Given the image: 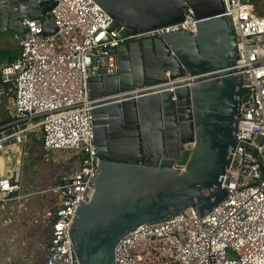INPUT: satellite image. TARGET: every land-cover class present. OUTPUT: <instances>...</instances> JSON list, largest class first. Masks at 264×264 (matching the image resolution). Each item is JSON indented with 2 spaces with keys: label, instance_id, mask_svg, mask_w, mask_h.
Segmentation results:
<instances>
[{
  "label": "built area",
  "instance_id": "1",
  "mask_svg": "<svg viewBox=\"0 0 264 264\" xmlns=\"http://www.w3.org/2000/svg\"><path fill=\"white\" fill-rule=\"evenodd\" d=\"M52 1L46 13L56 30L44 34L41 19H21L25 30L17 34V56L0 60V85L9 92V120L0 125V150L22 145L37 130L45 151L61 152L58 162L72 161L61 183L51 188L56 203L41 264H79L70 227L78 206L93 193L101 162L93 143L91 110L97 99L89 95V78L118 72L119 45L193 32L196 21L187 7L180 21L131 32L95 0ZM257 1L222 0V14L231 19L236 36L233 69L242 80L236 143L222 176L226 196L202 215L187 205L127 231L114 246L113 264H264V15L255 12ZM193 79L184 71L169 83L190 85ZM19 181L17 164L10 177L0 179V200L15 196Z\"/></svg>",
  "mask_w": 264,
  "mask_h": 264
},
{
  "label": "water",
  "instance_id": "2",
  "mask_svg": "<svg viewBox=\"0 0 264 264\" xmlns=\"http://www.w3.org/2000/svg\"><path fill=\"white\" fill-rule=\"evenodd\" d=\"M95 1L131 32L180 21L187 7L196 21L193 32L119 45L118 72L89 78L101 162L70 236L79 264H113L114 246L127 231L187 205L202 215L226 196L222 176L236 143L242 80L233 69L236 36L222 0ZM53 4L0 0V33L23 32V18L41 19L43 33H53L46 13ZM184 71L194 76L190 85H170Z\"/></svg>",
  "mask_w": 264,
  "mask_h": 264
},
{
  "label": "rangeland",
  "instance_id": "3",
  "mask_svg": "<svg viewBox=\"0 0 264 264\" xmlns=\"http://www.w3.org/2000/svg\"><path fill=\"white\" fill-rule=\"evenodd\" d=\"M257 14L264 15V0L254 2ZM12 32H1L6 38ZM9 43V42H8ZM1 54L16 55L15 44ZM9 92L0 85V120L9 117ZM61 152L45 151L38 131H30L20 149V181L17 195L0 200V264H41L47 255L49 217L56 203L51 188L66 175L72 161H60ZM57 157V159H56ZM56 159V160H55Z\"/></svg>",
  "mask_w": 264,
  "mask_h": 264
},
{
  "label": "crops",
  "instance_id": "4",
  "mask_svg": "<svg viewBox=\"0 0 264 264\" xmlns=\"http://www.w3.org/2000/svg\"><path fill=\"white\" fill-rule=\"evenodd\" d=\"M18 38L17 34L11 33L8 35L6 38V42H4L3 39L0 38V50L4 51L9 50L7 48V43L8 44H15L17 47V52L16 55H11L8 53L7 54H1L0 52V60H9L13 59L14 57L17 56L19 47H18ZM7 46V47H5ZM23 144L22 145H6L4 149L0 150V179L3 177H10L12 174V169L14 165H21V159H20V149L22 150Z\"/></svg>",
  "mask_w": 264,
  "mask_h": 264
},
{
  "label": "trees",
  "instance_id": "5",
  "mask_svg": "<svg viewBox=\"0 0 264 264\" xmlns=\"http://www.w3.org/2000/svg\"><path fill=\"white\" fill-rule=\"evenodd\" d=\"M8 120H9V117L5 118L4 120H0V125L6 123ZM7 130H9V129L7 128L6 131H7ZM12 194L16 195L17 192H16V193H12Z\"/></svg>",
  "mask_w": 264,
  "mask_h": 264
},
{
  "label": "bare ground",
  "instance_id": "6",
  "mask_svg": "<svg viewBox=\"0 0 264 264\" xmlns=\"http://www.w3.org/2000/svg\"><path fill=\"white\" fill-rule=\"evenodd\" d=\"M171 85H173V84H171ZM172 88V87H171Z\"/></svg>",
  "mask_w": 264,
  "mask_h": 264
}]
</instances>
